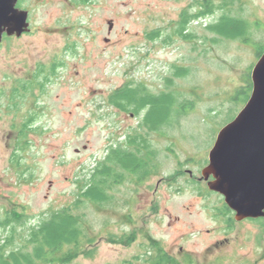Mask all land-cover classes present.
<instances>
[{
  "label": "rangeland",
  "instance_id": "1",
  "mask_svg": "<svg viewBox=\"0 0 264 264\" xmlns=\"http://www.w3.org/2000/svg\"><path fill=\"white\" fill-rule=\"evenodd\" d=\"M194 1H35L28 34L5 40L0 48V91L7 92L0 98V218L6 211L31 217L26 225L15 226L16 248L27 243L32 226L74 206L91 172L139 128L145 113L139 118L123 113L109 97L129 82L144 83L154 93L167 91L169 78L182 104L167 125L151 133L158 151L151 167L155 174L147 181L138 175L139 184L125 176L112 192L113 209L112 204L106 209L83 205L77 214L85 216L93 243L84 245L73 264H142L135 259L145 251L155 254L153 244L173 264H250L240 259L254 255L257 227L238 226L227 235L219 214L225 202L187 185V173L177 183L169 176L183 162L185 170L201 177L199 170L208 163L221 130L249 101L252 72L264 46V0L236 2V11L243 8L241 15L236 13L251 22V42L206 31L222 16L216 11L193 23L190 33L199 39L175 37L163 43ZM221 1L213 0L215 5ZM158 30L162 37L149 39ZM55 61L64 65L45 92L35 91L37 103L32 98L21 112L9 110L7 96L18 81L32 79L41 65ZM175 68L186 69V77H175ZM29 112L36 116L35 131L20 143L26 146L21 150L19 129ZM16 151L20 167L14 162ZM11 231L0 229L3 243ZM129 235L134 238L130 244L119 241ZM89 250L95 251L92 257L86 255Z\"/></svg>",
  "mask_w": 264,
  "mask_h": 264
},
{
  "label": "trees",
  "instance_id": "2",
  "mask_svg": "<svg viewBox=\"0 0 264 264\" xmlns=\"http://www.w3.org/2000/svg\"><path fill=\"white\" fill-rule=\"evenodd\" d=\"M236 2L238 3L237 0H224L222 5H215L213 0L211 2L205 1L199 5L197 15L191 16L189 13H185L181 21L174 27L172 35H168L163 43L171 44L175 37H182L187 41L199 39L198 36L190 33L193 28L190 27L189 23L192 20L199 21L213 16L218 9L222 11L221 18L206 26V31L225 39L240 40L244 43L251 42L250 39L253 34L251 22L240 16V12L243 11L242 7L236 11ZM236 12H239L240 15ZM186 32L188 33L186 34ZM148 37L153 41L157 40L162 37V32L161 30L153 31L148 34ZM11 39L13 37L5 36L6 41ZM212 41L218 42L219 40L214 39ZM263 53L264 46L259 56ZM63 65L58 62H54L51 66L41 65L33 74L32 79L18 81L11 94L7 96L12 103L9 110L21 112L22 108L32 98L35 99L34 103L36 104L38 99L34 95L35 91L45 92L46 87L53 81L59 68ZM175 69V77H186V69ZM166 82L167 91L160 93L152 92L144 83L129 82L109 97V103L125 113L134 114L136 117L145 113L139 128L128 136L127 142L120 143L117 148H111L107 157L91 172L90 178L80 188L81 192L74 206L54 212L49 217L42 219L39 224L32 226L29 229V240L20 248L15 246V226L26 225L31 217L24 213H18V211H6L4 217L0 218V229L12 228V231L11 236L4 239V243L0 239V264H73L84 249V245L93 243V238L86 226L85 216L77 214L83 205L89 202L101 209H106L112 204L113 209L116 197L112 195V192L118 185L124 183L123 179H125L126 174H129V177H135L132 179L136 184L140 182V180L136 181L138 175L141 179L145 178L146 180L155 174L151 167L154 161H157L158 151L153 146L151 133L167 125L177 104H182L181 97L171 90L174 85L173 80L167 78ZM3 93L4 96L7 94L4 90L0 91V98ZM29 113L19 129L17 145L18 149L21 150L26 148L25 145H21L22 141L27 142L29 134L35 131L32 126L36 121V116L31 112ZM19 155L17 151L14 154V162L17 167L21 166ZM181 175L183 173L176 171L169 176V180L177 183L182 177ZM124 240L130 244L134 238L130 235L126 236V239L119 238V241ZM152 247L156 251L155 254H147L146 256L145 251L144 257L135 260L142 264H173V258L162 247L158 248L156 244H153ZM94 252L89 250L86 255L92 257Z\"/></svg>",
  "mask_w": 264,
  "mask_h": 264
},
{
  "label": "water",
  "instance_id": "3",
  "mask_svg": "<svg viewBox=\"0 0 264 264\" xmlns=\"http://www.w3.org/2000/svg\"><path fill=\"white\" fill-rule=\"evenodd\" d=\"M19 0H0V45L4 37L30 31L29 13ZM252 94L246 106L220 132L203 177L221 194L238 220L264 216V53L252 72Z\"/></svg>",
  "mask_w": 264,
  "mask_h": 264
},
{
  "label": "flooded vegetation",
  "instance_id": "4",
  "mask_svg": "<svg viewBox=\"0 0 264 264\" xmlns=\"http://www.w3.org/2000/svg\"><path fill=\"white\" fill-rule=\"evenodd\" d=\"M35 1H37L36 3H38V2L45 1V0H42V1H39V0H19L18 5H17L18 9H20L21 11H27L29 13L28 21H29L30 27H32V23H31L30 18H31V15L33 13L32 12L33 11L32 7H33ZM81 1L86 3V4L88 2H91V0H81ZM205 1L211 2L212 0H203V2H201V3L199 2V0H195L192 4H190V6L188 8H186L185 11H183L181 13L180 21L182 19V16L185 13H189L191 16L197 15L198 11H199V5L203 4ZM223 2H224V0H222L219 3V5H222ZM74 5L81 6L83 4L80 3V4H74ZM218 11H220V10L218 9ZM196 22H198V20H192L189 23L190 27H193V23H196ZM26 34H28V33L23 34V36L26 35ZM4 40H5V37H4ZM3 43H4V41H3ZM3 43L0 45V48L3 45ZM58 63L59 64H64V62H58ZM121 112H123V111H121ZM123 113H125V112H123ZM132 115H134V114H132ZM137 118H139V117H137ZM152 133H154V132H152ZM127 139H128V137H127ZM127 139L125 140L126 142H127ZM125 141H123V142H125ZM208 164H209V161L205 165V167H207ZM179 165H180L181 169L178 168L179 170H177V172L183 173V175H181L182 177L179 178V179H182L185 176V174L187 173L188 176H189V179L187 180V185H192L193 188L199 194H201L202 196H210L211 194H215V195L217 194V196H219L220 199L225 202V199H224V197L221 194L216 193V192L212 191L209 188V183L214 181V178L210 177L208 180H206L203 177V170H204L205 167L202 168L201 170H199V172L201 174V177L198 178L197 175L192 170H185L184 169V167L187 165V163L181 162ZM127 175L129 176V174H126L125 176L127 177ZM151 177L152 176H150L149 178H151ZM148 179H146L145 181H147ZM171 186L173 187L175 185H171ZM219 214L221 215L220 216V218H221L220 220H222V222L224 224V230L223 231H225L227 235H229L230 232H233L234 230L238 231V229H237L238 226L241 227V229H242V227L247 226V224H251V225L257 227L259 232H258V234L255 237V242H256L255 243L256 244L255 253H254V255L251 258H247V257L241 256L240 263L241 262H243V263L247 262V263H250V264H261V263H264V216H261V217L255 218V219L254 218H247V219H244V220H238L236 218L237 214L232 209H230V207L226 203L224 204V206L221 209V212ZM228 241H229V239H228Z\"/></svg>",
  "mask_w": 264,
  "mask_h": 264
}]
</instances>
